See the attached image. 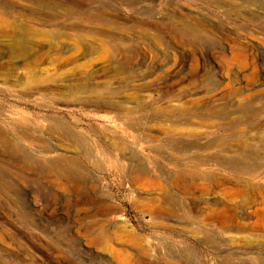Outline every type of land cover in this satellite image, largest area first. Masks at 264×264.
Returning a JSON list of instances; mask_svg holds the SVG:
<instances>
[{
  "label": "rangeland",
  "instance_id": "obj_1",
  "mask_svg": "<svg viewBox=\"0 0 264 264\" xmlns=\"http://www.w3.org/2000/svg\"><path fill=\"white\" fill-rule=\"evenodd\" d=\"M79 11L127 27L38 21ZM0 264H264V0H0Z\"/></svg>",
  "mask_w": 264,
  "mask_h": 264
},
{
  "label": "bare ground",
  "instance_id": "obj_2",
  "mask_svg": "<svg viewBox=\"0 0 264 264\" xmlns=\"http://www.w3.org/2000/svg\"><path fill=\"white\" fill-rule=\"evenodd\" d=\"M67 11H69V9ZM38 21L42 22V23H47V22H49V23H51V22H54V23H58V22L68 23L70 21H73V26L69 30L84 31L85 29L89 28V30L94 29L95 32L97 31L96 33L101 31L103 35H107L106 33H110V27H112V26L114 28H116V29L126 28L127 27V25H125L124 23H122L118 19L117 20H107L105 18L95 17L94 15L90 16V14H87L86 12H80V11L79 12H74L73 14H69L68 12H60V13L57 12L56 15H52V16L46 17L45 19H41V20L38 19ZM59 26H61V25H59ZM183 30L184 31H190V32L195 31L197 33L201 32V28L200 29L196 28V30H193V29H191L189 27H183ZM24 38H25L24 34H22L21 32L18 33L16 36H12L7 41L8 53H11V54H13L16 57H20V58L23 59V57L27 54V47L25 46ZM117 56H119V57L120 56H124V54L120 53V54H117L115 57H117ZM112 74L113 75H118V74H120V71L115 69L114 71H112ZM124 87H126V86L122 85V87H120V88L123 89ZM43 91L44 90L42 88L38 87V89L33 91V94H38V93L43 92ZM92 92L95 93L96 95L97 94L99 95V90H97V89H92ZM102 92H105V93L107 92L106 94L108 96H112L114 93H116V90H113L107 84H104L102 86ZM127 103L128 102H121L120 104H118V105H116L114 107V109L117 111V115H118L117 116V121L120 122V124L123 125L124 127L128 128V129H132L133 131L137 132L138 135L141 138L145 139L148 144H151L152 142H154V141H152L154 139V136H153V134H154V132H153L154 130L153 129L154 128L152 126V129H151L149 127L150 124H147V123H150L152 120H147L144 123L145 126H142L141 125L142 122L136 121V119L131 118L133 115H136L140 111L139 105L134 104L131 107H127ZM198 103H199V101L186 103V104L182 105L181 107H179L176 111H172L170 109L169 116L170 117L171 116L176 117V120L173 122L174 126L178 127L179 129H180V127L182 125L183 126L184 125L185 126H194V125H196V126H200V127L214 128L217 125L225 126V127L226 126L234 127V126H236V124L239 123L238 116L236 118L232 119V118H230V115L232 113L230 115L229 114L220 113L218 111H214L212 107H211L212 109H210L209 111L205 110V109H202L201 110L202 113H201L200 116H195L194 115L191 118L187 117L186 113H189V111L192 112L194 110V107L197 106ZM249 103H250V101L245 103V105H248ZM205 111H208V112L205 113ZM203 113H205L206 116L205 115L202 116ZM207 114H209V115H207ZM219 114L223 115V116H220ZM236 115H240V114H236ZM217 116H219V118H217ZM194 118L196 119L195 122H194ZM212 119H217V120L219 119V122H217V123L211 122ZM222 120H229V122H226V124L224 125V124L221 123ZM245 120H247V119H244V121ZM3 140H4V137H3ZM109 146H110V148L113 149L117 145H116L115 142H111V143H109ZM209 147H210V145L209 146H198L195 149L198 152V151H202V150H207ZM247 151L248 150L246 149V147L244 145H231V146L227 147V149L225 150V152L233 153V154H235V153H243L241 155V158H244V159H247L250 156V154ZM199 158L200 157H195V160H197V161H202L203 160V159L200 160ZM203 162L205 163L206 161L204 160ZM225 165H230L231 169H233L234 171H237L239 169V166H240L235 161H233V162L229 161ZM151 202H157V200L153 199V201H151ZM154 207H155V205L152 204L151 207L147 208V213L150 214L151 216L160 215V211L157 210L156 207L155 208ZM141 254L145 255V251L141 250Z\"/></svg>",
  "mask_w": 264,
  "mask_h": 264
}]
</instances>
